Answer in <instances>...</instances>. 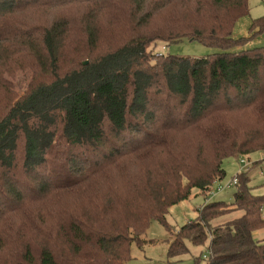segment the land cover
I'll return each mask as SVG.
<instances>
[{"label":"trees","instance_id":"1","mask_svg":"<svg viewBox=\"0 0 264 264\" xmlns=\"http://www.w3.org/2000/svg\"><path fill=\"white\" fill-rule=\"evenodd\" d=\"M248 1L0 0V264H128L150 221L209 193L225 158L264 153V47L231 50ZM77 24L83 47L67 60ZM183 39L223 51H154ZM24 69L35 78L16 96L7 78ZM171 130L189 132L178 153L163 144ZM147 151L134 178L127 162ZM259 162L231 203L207 202L170 232V256L209 240L196 264H264Z\"/></svg>","mask_w":264,"mask_h":264},{"label":"rangeland","instance_id":"2","mask_svg":"<svg viewBox=\"0 0 264 264\" xmlns=\"http://www.w3.org/2000/svg\"><path fill=\"white\" fill-rule=\"evenodd\" d=\"M249 13L238 19L233 28L232 37L237 40H241L242 44L237 47H233L231 50L236 51L238 49H250L255 47H264V30H260L258 27H252L255 19L264 15V0H249ZM47 10L39 9L35 10V18L43 20L47 16ZM50 16V15H49ZM104 23V22H103ZM106 24V23H104ZM80 26L75 25V30L68 36V42L65 45V58L67 60L75 58L73 53H76L83 45L79 42L83 37L81 35ZM122 28H118L121 31ZM166 55H176L183 57H195L202 58L209 55L222 52L220 47L208 46L198 40L183 39L179 42L170 44H159L154 50ZM25 56L24 54H19ZM85 61H88L87 59ZM83 61V62H85ZM35 76L31 70H18L16 76L7 78L10 83L9 87L14 91L16 96H22L29 89L30 84L34 80ZM189 132L182 131L176 132L171 130L169 135L164 137V145L170 146V149L176 153L180 151V148L186 144V140L190 136H186ZM147 139L144 140V143ZM163 145V146H164ZM148 151L142 154L141 159L136 162H127V168L134 176V178H140L135 171L139 166L144 167V172L149 169V158L146 157ZM136 157V156H135ZM148 157V156H147ZM243 157L250 162L257 161L256 153L249 156H230L223 160V167L226 171L224 178L217 180L213 184V189L210 193L203 195L199 190L194 189L191 196L181 201L180 203L172 206L166 214L165 223L154 218L150 221L148 229L144 234H140V239L146 240L141 246L137 242H133L131 246V260L128 264H196V255H208L209 240L201 246H196L188 243L189 252L180 256L172 257L169 255V240L170 232L178 231L188 221H194L198 217V208H201L207 202L223 201L231 203L234 198V193L237 190V186L225 188L220 190V187L225 186L230 180L236 177L240 172L241 164L240 158ZM144 158V159H143ZM134 160V159H130ZM129 160V161H130ZM145 160V161H144ZM260 163L253 167L250 172V186L253 192L258 195H264V156L260 159ZM134 173V174H133ZM114 175V173H113ZM132 180V177H131ZM48 208L52 207V203L49 202ZM240 211L229 214V217H237ZM262 213L264 215V205L262 207ZM254 236L257 239L264 240V227L254 232ZM205 259V258H204ZM203 259V260H204ZM200 264H205V260Z\"/></svg>","mask_w":264,"mask_h":264},{"label":"built area","instance_id":"3","mask_svg":"<svg viewBox=\"0 0 264 264\" xmlns=\"http://www.w3.org/2000/svg\"><path fill=\"white\" fill-rule=\"evenodd\" d=\"M161 53V52H160ZM240 164H241V168H240V172H244V171H247L249 170V167L251 165V162L246 160L245 158L241 157L240 158ZM261 173H264L263 171ZM238 183V178L237 176L234 177L232 180H230L225 186L223 187H220V190H223L225 188H230V187H233L235 186L236 184ZM211 192V191H210ZM209 192V193H210Z\"/></svg>","mask_w":264,"mask_h":264},{"label":"crops","instance_id":"4","mask_svg":"<svg viewBox=\"0 0 264 264\" xmlns=\"http://www.w3.org/2000/svg\"><path fill=\"white\" fill-rule=\"evenodd\" d=\"M256 156H257V161H261L260 159L264 156V153L257 152ZM261 165L264 166V164H261ZM241 215H242V212H240L237 217H240ZM234 216H236V215H234ZM234 216L233 217H229V216L228 217H222L221 219L217 220L216 222H223V221H226V220H230V219L236 218Z\"/></svg>","mask_w":264,"mask_h":264},{"label":"water","instance_id":"5","mask_svg":"<svg viewBox=\"0 0 264 264\" xmlns=\"http://www.w3.org/2000/svg\"><path fill=\"white\" fill-rule=\"evenodd\" d=\"M88 62L87 61H85V64H87Z\"/></svg>","mask_w":264,"mask_h":264}]
</instances>
